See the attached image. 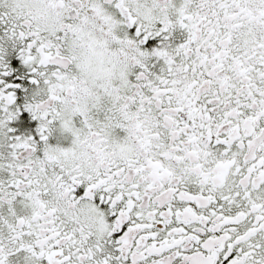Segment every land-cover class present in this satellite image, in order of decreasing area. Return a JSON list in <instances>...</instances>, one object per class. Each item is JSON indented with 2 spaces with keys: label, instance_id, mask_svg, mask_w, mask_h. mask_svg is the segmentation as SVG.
<instances>
[{
  "label": "snow or ice",
  "instance_id": "6c2138e0",
  "mask_svg": "<svg viewBox=\"0 0 264 264\" xmlns=\"http://www.w3.org/2000/svg\"><path fill=\"white\" fill-rule=\"evenodd\" d=\"M0 264H264V0H0Z\"/></svg>",
  "mask_w": 264,
  "mask_h": 264
}]
</instances>
